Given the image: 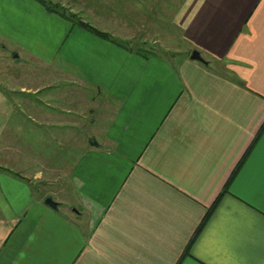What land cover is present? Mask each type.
I'll use <instances>...</instances> for the list:
<instances>
[{"label": "crops", "instance_id": "crops-1", "mask_svg": "<svg viewBox=\"0 0 264 264\" xmlns=\"http://www.w3.org/2000/svg\"><path fill=\"white\" fill-rule=\"evenodd\" d=\"M173 22L203 62L0 0L2 48L117 104L100 142L85 125L52 209L24 173L56 183L41 139L77 121L25 112L11 94L34 92L0 83V264H264V0H181Z\"/></svg>", "mask_w": 264, "mask_h": 264}, {"label": "rangeland", "instance_id": "rangeland-1", "mask_svg": "<svg viewBox=\"0 0 264 264\" xmlns=\"http://www.w3.org/2000/svg\"><path fill=\"white\" fill-rule=\"evenodd\" d=\"M66 1L74 3L80 17L98 29L110 33L127 46L137 48L139 45L145 46L169 61H177L174 55L180 57L183 54L190 55L187 48L183 47L182 38L173 22V14L181 0ZM175 47L181 49V52ZM183 48L186 50L183 51ZM51 73L48 68L20 55L16 50L2 48L0 43V83L5 89L23 85L34 92L33 94L24 92V95H20V92L16 91L11 94L28 107L25 112L37 113L39 118L49 115L55 118H74L77 121L71 131L66 129L65 132H56V139L54 142L50 141L47 146L43 142L47 140L41 139L40 157L43 158L44 154L53 151L52 161H55L56 167L60 169L55 173L56 183L44 187L43 178H34L31 172L24 173L29 175L31 184L35 182L33 188L36 192L40 191V195L46 194L53 199H62L60 189L66 182L63 169L83 147L80 134L84 132L85 125L93 126L90 130L93 137L87 144L90 145L95 140L100 142L103 122L110 118L117 104L110 102V106H106L103 104L104 99L95 89ZM79 120L83 124H80ZM15 148L13 146L14 150Z\"/></svg>", "mask_w": 264, "mask_h": 264}, {"label": "trees", "instance_id": "trees-1", "mask_svg": "<svg viewBox=\"0 0 264 264\" xmlns=\"http://www.w3.org/2000/svg\"><path fill=\"white\" fill-rule=\"evenodd\" d=\"M39 1L48 11L54 12L63 18L71 22L72 25L78 26L88 32H91L105 40H108L114 44L121 46L122 48L132 51L140 57L148 58L150 56H158V54L150 48H145L142 45L140 47L127 46L126 43H121L115 39L110 33L102 31L97 27L90 24L88 21H84L82 16L80 17L78 12L71 11L68 7L62 6L60 3L52 2L50 0H37ZM217 202V201H216ZM215 202V203H216ZM214 203V204H215Z\"/></svg>", "mask_w": 264, "mask_h": 264}, {"label": "water", "instance_id": "water-1", "mask_svg": "<svg viewBox=\"0 0 264 264\" xmlns=\"http://www.w3.org/2000/svg\"><path fill=\"white\" fill-rule=\"evenodd\" d=\"M190 58H191L192 60H197V61H202V62H203V59H202L200 53H199L197 50H193V51L191 52V54H190ZM44 203H45L47 206L51 207L52 209H57V207H58V202L55 201V200H54L52 197H50V196H47V197L44 198Z\"/></svg>", "mask_w": 264, "mask_h": 264}]
</instances>
